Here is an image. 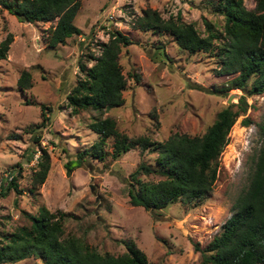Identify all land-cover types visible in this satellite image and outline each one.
<instances>
[{
  "label": "rangeland",
  "instance_id": "374dc122",
  "mask_svg": "<svg viewBox=\"0 0 264 264\" xmlns=\"http://www.w3.org/2000/svg\"><path fill=\"white\" fill-rule=\"evenodd\" d=\"M251 8L255 0H243ZM219 0H80L73 21L81 28L64 42L51 45L53 20L21 21L0 5V39L7 32L11 41L0 57V175L17 173L13 185L0 195V235L4 240L20 225H29L28 212L43 203L50 210H63V235L75 234L100 252L125 251L133 239L153 264H199L204 246L230 215L237 196L249 181L262 143L264 90L246 93L247 106L239 110L219 154L216 179L211 190L192 201L174 200L159 209H147L129 201L130 172L144 160L154 164L155 151L134 145L103 159L87 155L70 172L66 160L97 138L88 127L94 117L111 115L119 130L128 135H149L163 140L174 131L200 134L215 119L219 109L234 102L238 108L241 87L228 88L233 74L214 71L219 64L213 37L209 50L182 48L168 30L134 27L132 21L146 6L163 17L176 15L191 22L201 35L223 32L224 15L216 9ZM110 28H119L132 38L121 45L118 60L126 78L123 103L107 109H72L67 93L83 77L80 61L90 65V52L99 54V41L107 40ZM30 72V85L19 87L22 69ZM135 75H139L136 78ZM251 81L249 79L248 83ZM232 93L231 101L228 95ZM41 103L50 106L49 122L38 127L41 143L50 161L44 180L33 189L32 173L38 151L29 126L41 119ZM247 117L245 122L243 118ZM113 138L107 137L110 150ZM109 152V151H108ZM19 170V171H18ZM156 180L157 172L140 173ZM0 264H43L34 254Z\"/></svg>",
  "mask_w": 264,
  "mask_h": 264
},
{
  "label": "trees",
  "instance_id": "16d2710c",
  "mask_svg": "<svg viewBox=\"0 0 264 264\" xmlns=\"http://www.w3.org/2000/svg\"><path fill=\"white\" fill-rule=\"evenodd\" d=\"M0 5L21 21L55 19L49 35L51 45L81 32L73 21L80 0H0ZM216 9L224 15L223 32L211 31L208 35L199 34L191 22H185L180 10L176 15L170 14L165 18L158 9L146 6L132 24L157 32L168 30L180 47L190 51L209 50L213 47L212 38L219 37L216 44L219 64L214 71L233 74L228 88L243 89L244 93L239 94L236 102L238 108L233 109L232 102L219 109L212 123L200 134L174 131L163 140L145 134L128 135L118 129L111 115L94 117L88 122V127L96 131L97 138L78 150L75 160L65 161L67 173L73 164H80L87 155L103 159L107 153L116 156L138 145L142 150L155 151L156 154L154 164L142 160L130 172L133 182H130L128 195L132 204L156 210L178 198L184 201L202 198L211 190L228 131L239 110L247 106L246 93L264 90V0H255L251 8L246 7L243 0H219ZM108 33V39L98 43L100 53L87 54L93 62L90 65L83 61L79 63L85 75L66 95L74 111L88 106L107 109L124 101L122 90L126 86V78L118 55L121 45L132 42V38L119 28H110ZM10 41V32L0 39V57L6 56ZM135 76L139 78V75ZM29 78V70L22 69L17 78L19 87L29 86ZM249 79L251 81L247 84ZM48 109L50 106L41 103L40 121L29 126L31 140L35 144L29 158L38 151L31 189L44 180L49 168L50 155L41 143L38 129L49 122ZM243 119L248 121L247 117ZM261 126L262 143L245 190L237 196L220 230L204 246L193 242V247L201 253L199 264H264V123ZM109 136L113 140L110 150H107L105 143ZM8 172L11 176L2 180L0 195L10 186H17V173ZM142 172H157L163 177L141 179L139 175ZM63 214V210H50L43 203L37 212H28L29 225L18 226L6 240L0 235V263L34 254L42 258L43 264H153L133 239L125 240V251L114 254L100 252L75 234L63 235Z\"/></svg>",
  "mask_w": 264,
  "mask_h": 264
},
{
  "label": "built area",
  "instance_id": "2783aa9c",
  "mask_svg": "<svg viewBox=\"0 0 264 264\" xmlns=\"http://www.w3.org/2000/svg\"><path fill=\"white\" fill-rule=\"evenodd\" d=\"M10 177L11 175L8 173H6V174H4V175H0V188H1V182H2V180L5 178V177Z\"/></svg>",
  "mask_w": 264,
  "mask_h": 264
},
{
  "label": "water",
  "instance_id": "95a60500",
  "mask_svg": "<svg viewBox=\"0 0 264 264\" xmlns=\"http://www.w3.org/2000/svg\"><path fill=\"white\" fill-rule=\"evenodd\" d=\"M232 96H233V94H232V93H230V94L228 95V98H227L228 102H230V101H231V98H232Z\"/></svg>",
  "mask_w": 264,
  "mask_h": 264
}]
</instances>
